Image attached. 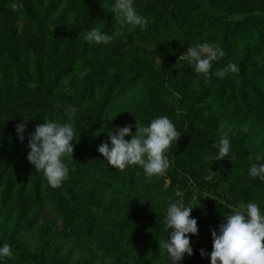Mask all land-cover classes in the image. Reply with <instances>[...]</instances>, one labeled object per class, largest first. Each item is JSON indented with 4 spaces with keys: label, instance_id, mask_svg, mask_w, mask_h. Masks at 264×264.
<instances>
[{
    "label": "trees",
    "instance_id": "16d2710c",
    "mask_svg": "<svg viewBox=\"0 0 264 264\" xmlns=\"http://www.w3.org/2000/svg\"><path fill=\"white\" fill-rule=\"evenodd\" d=\"M134 2L144 30L117 20L113 0H0V244L13 248L4 264H171L159 243L175 202L198 222L193 255L179 264H210V228L241 202L264 210V181L248 175L264 162V0ZM92 27L117 35L89 44L83 32ZM203 42L225 52L210 78L180 60ZM229 63L239 72L217 77ZM160 115L181 132L163 174L121 172L97 151L109 129L132 125L135 134L136 119ZM69 116V179L53 188L27 160L29 134ZM225 133L236 159L212 162Z\"/></svg>",
    "mask_w": 264,
    "mask_h": 264
},
{
    "label": "clouds",
    "instance_id": "9594fccd",
    "mask_svg": "<svg viewBox=\"0 0 264 264\" xmlns=\"http://www.w3.org/2000/svg\"><path fill=\"white\" fill-rule=\"evenodd\" d=\"M111 13L132 30H144L149 23L137 11L134 0H113ZM116 35V32L109 34L92 27L84 30L83 39L93 45H108ZM224 56L223 49L203 42L189 46L180 60L187 59L193 72L210 78L214 62ZM237 72V65L229 63L217 70L215 75L223 79L226 74ZM66 111L74 113L76 109L68 108ZM24 121L27 122L25 119ZM135 127V134L132 132V125L109 129L107 135L110 143L100 144L97 151L109 166L121 172L129 167L139 166L148 178L163 174L171 166V150L177 144L181 132L166 115L157 116L147 125L136 119ZM25 131L26 123L16 126L17 138L21 143L24 142ZM125 137L130 139L126 140ZM74 139L75 128L71 116L64 123L44 119L29 134L27 160L35 171L43 172L53 188L61 187L69 179L70 169L65 158L73 160ZM212 148L216 150L215 155L209 157L212 162L236 159L227 133L221 135L218 142L212 144ZM257 160L264 158L257 157ZM248 175L264 181V162L253 163ZM193 209L179 202L171 203L167 207L163 222L167 238L159 243V249L167 252L171 264H179L185 255H193L190 238L198 235L197 219L191 217ZM210 232L213 241L210 264H264V210L258 203L241 202L231 214L224 217L218 231L210 228ZM200 255L203 258L207 254L200 250ZM12 256V245L0 244V264H4L5 258Z\"/></svg>",
    "mask_w": 264,
    "mask_h": 264
}]
</instances>
